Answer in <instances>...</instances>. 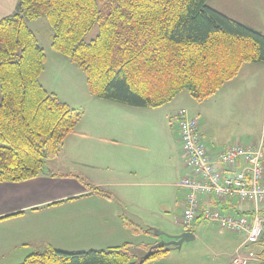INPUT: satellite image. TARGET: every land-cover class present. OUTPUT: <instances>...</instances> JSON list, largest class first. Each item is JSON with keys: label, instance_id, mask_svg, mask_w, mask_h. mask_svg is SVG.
<instances>
[{"label": "trees", "instance_id": "16d2710c", "mask_svg": "<svg viewBox=\"0 0 264 264\" xmlns=\"http://www.w3.org/2000/svg\"><path fill=\"white\" fill-rule=\"evenodd\" d=\"M207 2L18 0L16 12L0 21V181L44 175L81 117L42 85L47 55L30 22L48 21L52 48L84 72L91 95L129 108L158 109L183 91L204 101L244 64L264 65V35ZM96 25L99 33L87 43ZM95 193L109 197L103 190ZM131 247L78 253L48 247L22 264H147L172 250L159 245L144 257Z\"/></svg>", "mask_w": 264, "mask_h": 264}, {"label": "crops", "instance_id": "0c3cea01", "mask_svg": "<svg viewBox=\"0 0 264 264\" xmlns=\"http://www.w3.org/2000/svg\"><path fill=\"white\" fill-rule=\"evenodd\" d=\"M255 1L254 4L245 3V7L253 10L264 8V0ZM17 4L18 0H0V21L13 15L16 12ZM247 22L258 27L262 25L260 21ZM242 24L264 34L261 30L245 23ZM43 49L47 52L45 48ZM46 55L47 62L41 76L42 85V79L50 60L56 66L66 63L64 58L57 56L58 54L47 52ZM258 76L257 72H253L247 77L252 79ZM230 81L228 84L226 82L212 97L204 101L195 100L197 113L190 114L191 117L199 118L203 143L214 159L236 142L235 138L230 135L225 136L224 133L222 135L223 131L220 130V125H224L223 122L233 121V113L239 112L240 108L232 103L234 99L229 96L228 88L233 87L231 83L234 80ZM49 82H51L50 78ZM91 98L88 95V100ZM1 101L0 85V105ZM90 101L96 103L97 100L91 99ZM173 101L158 109H135L97 101L98 104L95 107L97 119L94 118L89 127L80 124L73 133L67 136L61 149V152L65 151L72 145L73 148L74 146L76 148V146L86 143L83 141L95 139L96 155L91 153L93 149L90 146L85 148V156L80 163V168L83 170H80L79 176L76 175L77 173H61L60 168L66 169L64 164L54 163L52 160L53 162L46 163L45 174L37 178L17 183L0 181V264H22L28 256L48 247L67 253L99 251L124 244L132 245L135 237L142 239V244L148 246L158 244L157 241L154 243L148 241V239L152 240L150 234L144 229L136 228L135 222L124 215L127 210L125 211L123 207L132 204V199L128 194L129 188L141 185L140 183L132 185L128 183L127 178H130L128 180L137 179L138 182L146 180L148 183L143 184L144 186L163 187L162 171L152 169L151 166L145 167V169L140 167L141 160L138 154L140 144L147 145L151 139L149 135L136 133V129H149L153 125L151 122L146 123L140 120L141 113H143L140 111L147 113L163 108V111L169 112L171 111L169 106L173 104ZM180 111L186 110L175 111L174 116H171L170 119L177 125L178 142L186 163L178 126ZM86 112L87 108L84 114ZM186 113L188 112L186 111ZM236 136L238 135L235 134ZM123 144L129 148L128 152H121L120 147ZM152 152L155 157L158 156L157 149L149 148V156ZM126 160L129 161V164L125 168L121 163ZM243 167L242 162L233 171L237 172ZM181 172L180 176L183 178ZM85 180L90 184L86 189L82 184V182L86 183ZM96 190L105 191L109 197L95 193ZM144 199L148 204L150 201H160L163 206V199L160 197L149 195ZM184 207L185 199L183 209ZM206 207L219 208L235 216H250L254 210V206L250 203L230 199L220 200L215 195L202 198V208ZM260 214L264 220V203L260 206ZM203 223L205 221L199 219L190 229L195 234V240L199 239L197 230L201 229ZM139 232L147 235L137 234ZM227 234L237 238L236 241H231L229 253L225 248L227 243L220 248L222 251L220 253H216L213 248L214 253L211 255L190 254L172 249L165 258L147 264H231L232 257L244 244L246 235L229 232ZM250 249L254 250L259 257V262L256 264H264V233L259 244Z\"/></svg>", "mask_w": 264, "mask_h": 264}, {"label": "rangeland", "instance_id": "374dc122", "mask_svg": "<svg viewBox=\"0 0 264 264\" xmlns=\"http://www.w3.org/2000/svg\"><path fill=\"white\" fill-rule=\"evenodd\" d=\"M245 3H256L255 0H208L207 6L210 8L228 16L229 18L239 22L250 25L264 33V8L252 9L246 8ZM248 17V18H247ZM247 21L255 22L260 21L261 26H255L249 24ZM241 23V24H242ZM244 25V24H243ZM263 26V27H262ZM30 29L35 33L37 39L49 54H58L66 60V63L56 66L51 60L42 79L45 88L55 94L60 102L67 103L72 109L77 110L80 114V120L76 126H91L92 122L97 119L95 113V107L97 101H102L91 95L87 80L84 72L77 68L67 57L57 53L52 48V36L53 29L45 18L33 21L29 23ZM99 33V26L96 25L94 29L87 35L85 41L87 43L94 40ZM264 35V34H263ZM45 52V53H47ZM253 72L258 73V77L248 79V75ZM51 76V77H50ZM49 78L50 81L49 82ZM231 83L233 87L228 88L230 90L229 96H232L234 101L232 102L239 108V112L233 113L232 122H223L224 125H220L225 136H231L235 138L234 141L240 142L244 145H248L257 141L264 133V65L246 63L240 70L239 75L233 78ZM231 81L227 82L230 83ZM233 90V91H232ZM88 95L91 96L96 103H92L88 100ZM105 102V101H103ZM108 103V102H107ZM196 101L189 95L187 91H183L173 104L169 106L171 111H163L162 108L159 111H145L141 113L140 120L144 122H151V128L149 129H136V133L140 135H149L151 141L146 145L140 144L138 150L139 158L141 160L140 167H150L152 169L160 170L163 172V187H148L143 184H147L146 180L137 179L126 180L128 183L134 185L140 183V186L129 188L128 194L132 199V204L129 206L124 205V215L135 222V227L138 229H144V231L156 229L164 232L168 235L176 236L182 234L186 229L183 226L182 213L183 202L185 199V191L178 186H175L182 179L180 176L183 173V177L188 173L185 168V162L181 151V146L178 142V128L171 116H174L175 111L181 109L186 110L188 114L193 115L197 113ZM87 108L86 114H84ZM167 108V107H166ZM190 115V116H191ZM140 117V116H139ZM138 117V118H139ZM235 134L238 136L235 137ZM85 144L70 147L65 151H60L52 159L54 163L64 164L66 169L60 168L61 173L71 172L76 175L80 173L81 159L85 156V148L90 146L92 154L96 155V141L95 139L83 141ZM248 143V144H247ZM120 147L121 152H128L129 148L123 144ZM149 146V147H148ZM157 149L158 156L155 157L152 154L149 156L148 149ZM49 160V162H53ZM129 164V161H122V167ZM139 167V166H136ZM59 170V171H60ZM179 172V175H177ZM96 175V173L92 172ZM79 176V175H78ZM106 176V174H104ZM82 182L85 189L89 187V182L85 180ZM152 195L154 197H160L163 199V206L160 201L149 202V205L144 197ZM160 199V200H161ZM158 204H155L157 203ZM163 207V208H162ZM201 229L197 230L199 239L185 243L180 252H188L190 254H213L212 249H215L216 253L222 252L220 248L226 245L228 253L231 251V241L237 240L236 237H232L227 232H221L216 225L210 223H203ZM144 235L146 233H137ZM150 234L153 243H157L165 240L162 237H156L153 232ZM147 235V234H146ZM145 235V236H146ZM144 236V237H145ZM149 236V235H148ZM147 238V237H146ZM142 239L136 238L133 240L132 252L138 256H145L148 253L147 244H142ZM146 241V240H145ZM147 243V242H145ZM155 245V244H154ZM153 247V245L151 246ZM198 256V255H196Z\"/></svg>", "mask_w": 264, "mask_h": 264}, {"label": "built area", "instance_id": "2783aa9c", "mask_svg": "<svg viewBox=\"0 0 264 264\" xmlns=\"http://www.w3.org/2000/svg\"><path fill=\"white\" fill-rule=\"evenodd\" d=\"M178 126L188 170V175L178 184L186 192L182 213L184 228L190 230L202 219L222 231L245 234L246 240L232 257L231 264H256L259 257L250 248L259 244L264 233L260 214L264 203V133L248 145L233 143L214 159L203 143L198 117L180 111ZM242 162L244 167L234 172ZM211 195L220 200L250 203L254 210L250 216H235L219 208L203 209L202 198Z\"/></svg>", "mask_w": 264, "mask_h": 264}, {"label": "water", "instance_id": "95a60500", "mask_svg": "<svg viewBox=\"0 0 264 264\" xmlns=\"http://www.w3.org/2000/svg\"><path fill=\"white\" fill-rule=\"evenodd\" d=\"M151 231L156 237H164L168 239V241L162 240L161 242L153 246L144 257H148L152 253L153 249L158 247L159 245L180 250L185 243H189L195 240V234L189 230H186L182 234L176 236L168 235L156 229H151Z\"/></svg>", "mask_w": 264, "mask_h": 264}, {"label": "flooded vegetation", "instance_id": "af4514ba", "mask_svg": "<svg viewBox=\"0 0 264 264\" xmlns=\"http://www.w3.org/2000/svg\"><path fill=\"white\" fill-rule=\"evenodd\" d=\"M166 241H168V239L165 238Z\"/></svg>", "mask_w": 264, "mask_h": 264}]
</instances>
